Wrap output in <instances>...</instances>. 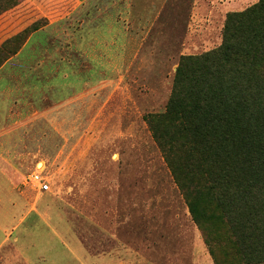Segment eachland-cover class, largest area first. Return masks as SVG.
<instances>
[{
    "label": "rangeland",
    "instance_id": "rangeland-1",
    "mask_svg": "<svg viewBox=\"0 0 264 264\" xmlns=\"http://www.w3.org/2000/svg\"><path fill=\"white\" fill-rule=\"evenodd\" d=\"M73 1L47 3L68 7L52 9L63 14ZM257 1L181 0L163 41L146 37L138 65L112 75L108 60L96 67L79 57L84 96L53 105L25 90L0 100L2 252L19 245L39 264H112V255L125 264L131 253L149 254L150 264L227 263L225 245L219 260L212 253L148 116L165 111L181 55L218 46L227 13ZM19 3L0 0V15ZM85 14L86 23H103L112 0H94ZM35 173L49 190L39 189Z\"/></svg>",
    "mask_w": 264,
    "mask_h": 264
},
{
    "label": "trees",
    "instance_id": "trees-1",
    "mask_svg": "<svg viewBox=\"0 0 264 264\" xmlns=\"http://www.w3.org/2000/svg\"><path fill=\"white\" fill-rule=\"evenodd\" d=\"M41 21L0 46V65ZM148 123L216 259L223 244L225 264H264V0L229 11L218 46L181 55Z\"/></svg>",
    "mask_w": 264,
    "mask_h": 264
},
{
    "label": "crops",
    "instance_id": "crops-1",
    "mask_svg": "<svg viewBox=\"0 0 264 264\" xmlns=\"http://www.w3.org/2000/svg\"><path fill=\"white\" fill-rule=\"evenodd\" d=\"M180 1L112 0V16L103 19L94 29L95 19L86 23L85 14L86 7L94 0H75L71 12L66 10L63 14H54V4L44 0H20L11 11L0 15V46H5L8 38L35 22L46 21L30 31L17 50L0 65V100L23 98L34 91L37 97L51 99L53 105H64L71 97L84 96L86 80L84 71L78 67L79 57L85 56L96 67L108 60V72L112 75L138 65L136 61L142 57L146 37L156 33L154 42H159V37L163 41L164 27L172 25L170 20L175 18V10H180ZM65 7L58 6L57 11ZM15 42L7 48H16ZM67 89L71 93L61 94ZM2 248L1 243L0 264H39V256L30 253V249L18 245L2 252ZM131 254V260L128 258L125 264H150L149 254H140V257ZM120 263L112 255V264Z\"/></svg>",
    "mask_w": 264,
    "mask_h": 264
},
{
    "label": "built area",
    "instance_id": "built-area-1",
    "mask_svg": "<svg viewBox=\"0 0 264 264\" xmlns=\"http://www.w3.org/2000/svg\"><path fill=\"white\" fill-rule=\"evenodd\" d=\"M34 182L39 186L41 191H47L50 189L48 180L40 173L33 174Z\"/></svg>",
    "mask_w": 264,
    "mask_h": 264
}]
</instances>
